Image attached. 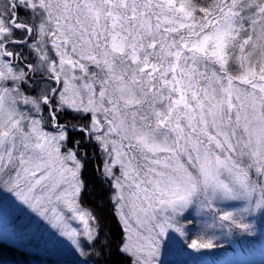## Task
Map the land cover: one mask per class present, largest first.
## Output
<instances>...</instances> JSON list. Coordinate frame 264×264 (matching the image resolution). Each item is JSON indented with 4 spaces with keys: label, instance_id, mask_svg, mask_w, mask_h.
<instances>
[{
    "label": "snow or ice",
    "instance_id": "6c2138e0",
    "mask_svg": "<svg viewBox=\"0 0 264 264\" xmlns=\"http://www.w3.org/2000/svg\"><path fill=\"white\" fill-rule=\"evenodd\" d=\"M89 147L123 264L254 235L264 0H0V220L46 224L78 264H103L110 241L81 203Z\"/></svg>",
    "mask_w": 264,
    "mask_h": 264
},
{
    "label": "rangeland",
    "instance_id": "374dc122",
    "mask_svg": "<svg viewBox=\"0 0 264 264\" xmlns=\"http://www.w3.org/2000/svg\"><path fill=\"white\" fill-rule=\"evenodd\" d=\"M70 121H74V118L69 115L66 117ZM86 123V120L81 121ZM88 159L93 156V149H87ZM99 157L100 165L102 167V162ZM99 177L101 178V172H99ZM83 179V172H82ZM102 179V178H101ZM103 180V179H102ZM106 184L109 194L112 191L110 187V182L103 180ZM86 190V188H85ZM85 190L81 196V203L86 205L84 198ZM7 194H0V200ZM9 199H11L9 197ZM98 216L97 214H95ZM255 221L259 223L254 235L246 234H232L221 239L222 247L209 250L201 253L191 252L189 250H182L179 245L172 244L168 249L165 250L162 259L164 264H178L183 262L187 264H260L264 261V218H257ZM101 223V222H100ZM121 224V222H120ZM73 226H80L79 221H74ZM123 235L124 229L121 224ZM53 230L48 228L46 224L42 225L39 232L28 231L24 232L22 229L19 230V235L13 233V227L7 219L0 220V239L2 238L5 245L0 247V257L3 256V263L5 264H78L79 257L74 255L69 251L66 243H58L56 240L50 236ZM23 236V239L20 237ZM263 237V238H262ZM32 242L38 243L43 247L44 252H40L35 256H29L28 253H15V251H10L8 246L14 241ZM33 240V241H32ZM35 241V242H34ZM50 241V242H49ZM32 245V244H30ZM227 247V249H226ZM226 250V251H225ZM225 255H228L226 258ZM195 256L196 259L192 257ZM188 261V262H187Z\"/></svg>",
    "mask_w": 264,
    "mask_h": 264
},
{
    "label": "trees",
    "instance_id": "16d2710c",
    "mask_svg": "<svg viewBox=\"0 0 264 264\" xmlns=\"http://www.w3.org/2000/svg\"><path fill=\"white\" fill-rule=\"evenodd\" d=\"M74 135L77 139H81L82 137V134L80 133ZM91 148L92 147H89L88 149ZM97 165H100L98 154L90 159L87 158L85 161V167L83 169V180L86 185L84 198L86 205L98 215L97 218L99 222H101L100 225L102 227L101 234L107 235L108 240L110 241V255L104 258L103 264H123V258L116 250L122 240L123 230L119 219L114 215L113 206L109 201V190L103 180L99 177ZM258 224L259 223L257 222L256 225L258 226ZM263 233L264 229L262 234ZM5 244L6 242L1 238L0 247ZM8 249L10 251H15V253H28L31 257L37 255L41 251L44 252L43 247L39 245V242L37 244L32 242L27 243L22 240L17 242L14 241L8 246ZM3 259V256L0 257V264H5L3 263Z\"/></svg>",
    "mask_w": 264,
    "mask_h": 264
}]
</instances>
